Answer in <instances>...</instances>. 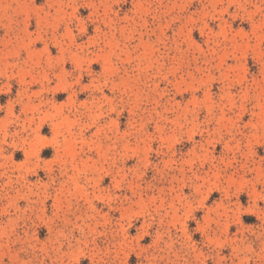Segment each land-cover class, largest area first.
I'll return each instance as SVG.
<instances>
[{
	"label": "rangeland",
	"instance_id": "1",
	"mask_svg": "<svg viewBox=\"0 0 264 264\" xmlns=\"http://www.w3.org/2000/svg\"><path fill=\"white\" fill-rule=\"evenodd\" d=\"M0 264H264V0H0Z\"/></svg>",
	"mask_w": 264,
	"mask_h": 264
}]
</instances>
